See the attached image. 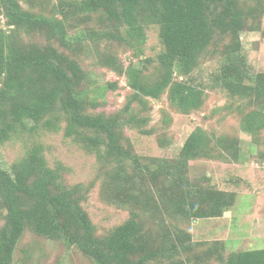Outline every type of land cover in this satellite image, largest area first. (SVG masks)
<instances>
[{
    "label": "trees",
    "instance_id": "trees-1",
    "mask_svg": "<svg viewBox=\"0 0 264 264\" xmlns=\"http://www.w3.org/2000/svg\"><path fill=\"white\" fill-rule=\"evenodd\" d=\"M44 1L0 0V142L63 129L101 162V200L130 215L100 233L83 204L92 183H68V169L51 166L44 145L35 143L9 169L0 165V264L13 263L26 230L66 239L97 264H264V248L226 253L222 242L195 241L189 228L193 217L221 215L233 200L195 186L190 161L237 156L238 137L197 126L168 158L138 154L126 134L128 127L153 132L148 98L166 90L179 112L201 108L206 92L193 72L210 56L224 59L216 78L243 115L240 127L259 141L264 71L252 74L238 58L241 32L261 27L264 0H62L51 13ZM151 24L160 25L164 50L124 65L117 49L142 51ZM88 42L102 66L127 77L132 90L121 109L98 110L107 89L119 85L93 77L82 56ZM170 121L164 116L165 127ZM206 196L219 205L200 206L197 198Z\"/></svg>",
    "mask_w": 264,
    "mask_h": 264
},
{
    "label": "rangeland",
    "instance_id": "rangeland-1",
    "mask_svg": "<svg viewBox=\"0 0 264 264\" xmlns=\"http://www.w3.org/2000/svg\"><path fill=\"white\" fill-rule=\"evenodd\" d=\"M44 1V0H43ZM62 0H45L43 9L51 13L53 6ZM3 23V20H2ZM146 40L142 51L131 47L117 49V54L124 65L138 63L146 56H156L164 50L161 39V27L151 24L146 27ZM242 51L239 63L252 74L264 71V14L259 29H247L241 32ZM92 69L93 77L102 85L117 81L118 87L107 89L106 100L99 106V111L113 112L121 109L127 93L132 89L127 84L126 75L102 66L94 53L91 44L87 43L82 55ZM224 61V59H223ZM223 61L217 57L207 56L201 67L193 72V79L201 83L204 91V103L201 108L189 114L175 109L166 90L159 99L148 98L150 122L145 133L136 128H126V134L132 140L134 149L142 156L175 158L180 152L189 134L197 127H204L209 133L217 136L238 137L237 156L228 154V158H199L191 160L188 175L195 186L205 185L209 191L221 194L220 199H230L232 204L224 208L221 215L193 217L190 223L195 241L222 242L226 253L254 248H264V130L260 140L255 141L252 135L243 130V115L231 106L229 90L224 89L217 80ZM232 64V61H229ZM234 61L235 67L238 65ZM245 64V65H244ZM230 65H225V68ZM240 67L239 72L245 75ZM238 73V70H237ZM238 75V74H237ZM182 78V77H181ZM245 81L250 83L248 77ZM203 83V84H202ZM240 103L235 99V105ZM164 116L171 118L168 127L164 125ZM64 125V123H63ZM35 143L44 145L48 162L55 167L58 162L67 169V181L70 184L92 183L88 199L83 203L93 224L100 233L123 223L130 215L129 210L106 204L100 198L104 169L96 154L88 152L73 138L58 132L40 130L33 135L13 137L0 142V165L10 168L11 164L21 159L29 147ZM198 187V186H197ZM204 194V195H205ZM218 197V195H216ZM198 197L200 206L210 207L219 201L212 197L211 202ZM188 208L187 205H185ZM0 209V227L4 222ZM215 258L211 259V261ZM12 264H97L77 245H70L66 239H50L33 231L26 230L20 238L14 252ZM155 264H169L156 261Z\"/></svg>",
    "mask_w": 264,
    "mask_h": 264
}]
</instances>
